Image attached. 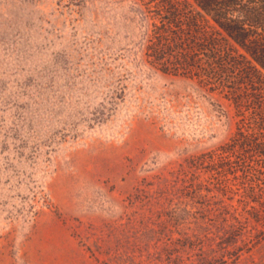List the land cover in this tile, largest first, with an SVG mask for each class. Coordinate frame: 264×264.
<instances>
[{
    "label": "rangeland",
    "instance_id": "rangeland-1",
    "mask_svg": "<svg viewBox=\"0 0 264 264\" xmlns=\"http://www.w3.org/2000/svg\"><path fill=\"white\" fill-rule=\"evenodd\" d=\"M157 3L0 0V264H264V212L213 160L248 87L199 45L237 49Z\"/></svg>",
    "mask_w": 264,
    "mask_h": 264
},
{
    "label": "trees",
    "instance_id": "trees-1",
    "mask_svg": "<svg viewBox=\"0 0 264 264\" xmlns=\"http://www.w3.org/2000/svg\"><path fill=\"white\" fill-rule=\"evenodd\" d=\"M148 1H158L163 7L166 6L165 15L160 13L159 16L168 22L169 28L165 33L170 32L180 18L173 0ZM184 1L198 10L195 16L191 14L187 19L190 28L199 27L198 17H205L215 24L219 35L231 41L237 49L235 55L233 50L229 53L230 50L219 45V39L213 35L208 39L203 38L199 45L201 51L209 53L210 64L214 63L220 74L228 72L236 75L237 83L248 87L247 97L239 94L235 101L237 105L247 108L251 122L247 124L243 119V125L238 128L231 144L213 155L216 158L213 160H218L214 170L220 175L230 174L234 179H243L245 197L250 203L259 205L264 212V0ZM188 66V60L179 64L182 70ZM218 80L222 82V77ZM242 100H246L245 103ZM238 151L243 153L247 162L243 169L237 155L235 160L231 159V154L235 155ZM239 170L242 175H238Z\"/></svg>",
    "mask_w": 264,
    "mask_h": 264
}]
</instances>
